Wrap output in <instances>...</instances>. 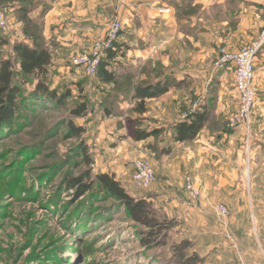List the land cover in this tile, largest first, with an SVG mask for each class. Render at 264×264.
Wrapping results in <instances>:
<instances>
[{"label": "rangeland", "instance_id": "374dc122", "mask_svg": "<svg viewBox=\"0 0 264 264\" xmlns=\"http://www.w3.org/2000/svg\"><path fill=\"white\" fill-rule=\"evenodd\" d=\"M105 1L95 0L89 12L79 4L75 13L68 12L60 17L62 22L59 24H64L66 31L56 23V26L51 25L50 32L45 29L49 27L45 25L43 15L53 0L0 3L8 24L5 30L0 28V36L9 42V45L0 46V57H11L16 61L10 47L15 41L45 46L51 54V64L43 81L48 91L56 95L55 98L35 94L38 82L35 77L18 74L14 78L19 86L16 115L11 126L0 125V264H175L173 246L182 239L194 240L202 232L190 229L181 206L187 202L186 195L189 197L185 177L193 179L192 175L185 174L189 172V165L183 167L180 153L160 156L159 151H151L149 147L151 144L163 146L168 138L163 135L171 132L175 119L186 118L192 110L198 98L191 85L195 78L200 84L197 89L208 78H225L230 93L222 119L228 116L224 122L228 129H232L228 126L229 118L240 106L239 94L234 88L235 74L226 68L214 69L222 49L238 50L222 44L218 38L223 33L221 28L218 29L217 16L221 17L225 11L220 13V7L215 11L210 9L206 25L195 32L190 31V23L180 25V30L193 35L192 39L175 38L168 42L169 45L161 41L152 45L150 38H144V34L150 33L149 26H141L139 16L130 14L135 12L130 7L133 1L126 0L127 5L123 0ZM172 1L179 5L176 0ZM20 6L30 9L23 21ZM125 8L131 11L125 14ZM176 10L178 19L197 13V9L190 7ZM76 18L84 21L79 24L71 21ZM116 20L121 28L115 40L114 56L106 62V70L113 74L114 80L107 82L100 73L88 75L82 67L73 65L71 58L90 52L94 42L104 38ZM195 25L198 29L199 22L196 21ZM173 67L187 70L175 74L182 84L173 90L176 98L168 95L173 103H162L160 98L146 100L145 114L139 113L137 101L132 97L135 86L165 78ZM255 77L256 74L253 87L257 95L249 135L246 137L235 128L230 137L246 152L239 169L234 167L232 172L239 177L236 180L239 189L222 193L211 202L213 205L224 203L228 207L225 217L218 218L214 206L211 208L207 203L209 216L215 219L219 229L211 227L206 234H212L213 239L204 240V245L199 247L203 251H214L215 257L209 262H215L213 264H248L241 255L238 256L240 251L235 249L234 238H237L239 226L243 227L242 234L255 236V216L251 212H240L241 206L237 205L240 201L235 200L237 195L247 202L250 199L245 172L247 175L250 167L247 157L249 160L254 146H260L256 153L259 157L254 158H258L256 165L258 162L262 164L260 155H264V87L257 88ZM212 88L215 89V85ZM66 92L70 96L60 103L59 96ZM208 98L207 102L200 101V105L205 103L213 107L212 95ZM80 104H85L86 110L80 116L74 115L72 110ZM160 105H165L166 111L159 117ZM72 121L82 126L84 132L70 138L67 123ZM160 127H163L161 134L146 141H135L130 136L132 129ZM82 146L86 147L92 160L88 166ZM138 158L148 160L154 172V181L148 189H139L132 181L133 161ZM224 160L221 158L218 162L219 170L221 166L225 167ZM262 167H254L257 169L255 173L262 174L254 180L264 234V165ZM103 171L113 173L115 180L121 182L132 198L150 201L160 221L164 219L165 224L171 222L175 225L167 233L164 246L144 244L141 238L147 229L130 221L125 207L115 199L103 196L97 187L83 196L73 197L74 190L68 188L66 179L81 177L82 183H88L96 173ZM194 185L200 190L195 179ZM244 204L246 201L242 207ZM193 218L197 219V216ZM196 245L193 244V251ZM255 251L259 254L257 264H264V242L256 244ZM206 263L205 258L203 264Z\"/></svg>", "mask_w": 264, "mask_h": 264}, {"label": "crops", "instance_id": "0c3cea01", "mask_svg": "<svg viewBox=\"0 0 264 264\" xmlns=\"http://www.w3.org/2000/svg\"><path fill=\"white\" fill-rule=\"evenodd\" d=\"M94 1L95 0H53V4L46 10L43 15L45 25L49 27L45 29L50 32L52 30L51 27H53L51 25L56 26V23L59 24L60 22H62V19L60 18L62 15H65L68 12L75 13V11L80 8L79 4L85 6L89 12L90 8L94 6ZM129 1H133L131 2L132 5H130V7L131 9L133 8L135 10L134 13L132 12L130 14H133L137 17L139 16L138 19L140 20L141 26L143 25L144 27L148 25L150 28V33L144 34V38L148 37L150 38L152 45H158L157 42L159 43L161 41L162 43L166 42L168 44L170 40L175 38H194L190 32H183V30H180L179 26H183L185 23H190L189 27L191 32L198 31L199 29L201 30V27H204L208 21V11L210 9L214 8L216 10L219 7L223 8V6L230 4V1L232 0H176V2H179L180 5H186L188 3V5H186L188 8L190 7L197 9L196 14H187L186 18L179 17V19L176 17L177 8L174 2H171V0ZM233 1H236L238 4L237 8L234 11L230 10L227 12V14H224L221 17L217 16V21L219 22L218 29L221 28V32L223 33L219 34L218 38L222 42V44L230 48L239 49L242 46L246 45V43L249 42L257 34V32L260 30V27L264 25V0ZM123 3L127 5V3L129 2L123 0ZM160 9H169L171 13L169 12L170 15H167L166 12L159 11ZM124 11L126 14L131 10L125 8ZM120 12H122V9H120ZM89 19L92 20V17ZM89 19L87 18V20ZM71 21H76L77 24H79L81 23V21H84V19L80 20L76 18V20L72 19ZM196 21L199 22L198 29L195 25ZM48 23L50 26L48 25ZM59 25V28L61 30L66 29L64 28V24L61 23ZM168 45H166V47ZM140 53L142 54V51H140ZM256 59L257 60L254 68V73L256 74L255 82L257 84V88H259L260 90L262 89V87H264V47L261 49V52H259ZM186 71L187 70L185 69L177 70L173 67L172 69L168 70V74L171 76H175L177 72ZM225 82L226 80L224 77H218L217 79L215 78V80L208 78L206 83L204 82L203 84H201L200 89H197L200 84L198 83L196 78L192 81L191 85L193 88V94H198V98L195 99L194 106L192 110H189V113L200 109V107L203 106V104L200 105V101H203L204 99V101L207 102L209 99L208 96L212 95L214 106L211 110L209 120L206 122L205 127L198 133L195 139L191 140L190 142H175L171 135L172 132L166 133L165 136H167L168 138L166 139L165 144L170 145L171 148L169 153H165L162 155L169 157L170 155L172 156L173 154H175V152L178 154L180 153L182 156L183 167H185L187 164L189 165V172H186L185 174L192 175L193 179H195L196 181V184L200 188V196L197 200L191 201L188 195H186L187 202H184L183 204H181V206L183 205L182 208L184 209L183 212L185 220L187 221L189 227L191 226L190 229L193 230V228H195L200 232H204H201L199 236L196 237V239H190V241H193V244H197L195 250L199 252L201 257H203L204 259L206 258L208 262L206 264L215 263H209L211 260H213L212 257H215V254L213 253L214 251H203L204 249L200 248L199 246L201 244L204 245V240L208 241L213 239V237H210L213 236L212 234H206L208 230H211V227L214 229L218 228V223L215 221V219L213 220L211 216H209L207 203L209 204V206L211 204V208H213L215 203L213 205L211 202H213V200L217 198V196H220L222 193L224 194L226 192L229 194L228 191L239 189V182L236 181L237 178L239 180V177H236V174H233L232 172L234 167L237 170L239 169L242 155L246 153L242 149V146L240 144H234V142L230 139L233 134L231 133V131L234 130L228 129L226 127L224 119H226L228 116H225L222 119L224 115L223 111L228 105V93H230L227 86H225ZM214 85L215 89L212 88V86ZM207 92L209 93L207 94ZM175 94L176 91H173V89H171L169 90V92L164 94L166 98L163 95V97L160 96L159 98L163 100L162 103H166V101H172L171 96L168 95H174V99L176 98ZM165 111L166 106L160 105L157 115L160 117L165 114ZM144 114L145 113H143V115ZM212 119H214V121ZM180 120L183 119H175V122ZM210 120H212L213 122L211 123ZM165 144L164 146H166ZM262 145L264 147V144ZM258 147L260 146H254L249 160L247 157V162H250V167H248L247 175L245 172V177L248 180L246 190L249 193L250 199L247 202V200L241 198L240 195H237V198L235 197L236 201H240L239 204H237L239 207L241 206L239 211H247L248 213L251 212L255 216L256 221L254 230L255 236L251 235L250 233L242 234L241 232L243 227L239 226L238 231L236 232L237 238H234L236 247L235 249H239L240 251V253H238V256L241 255L246 262L248 261V264H257L259 254L257 251H255L256 244L264 242V234L262 230L263 223L260 219L261 206H259V199H257V191L255 190L256 188L254 180L262 176V174L255 172H257L258 168H261L262 165H264V155H260V162H262V164L258 162V164L256 165V161L258 158L254 160L255 156L259 157V155L256 154L258 153ZM228 153L232 156H229ZM219 155H221V157ZM221 158L225 159L224 163L226 164L224 167L225 169L223 168V166H221V170H219L218 162H220ZM254 164L256 166H254ZM228 166H230L231 169H228ZM254 167L258 168L256 169ZM188 200L190 201L188 202ZM245 201L246 205L244 204L245 207H242V203ZM193 216H197V219H192ZM262 253V260L264 263V252L262 251Z\"/></svg>", "mask_w": 264, "mask_h": 264}, {"label": "trees", "instance_id": "16d2710c", "mask_svg": "<svg viewBox=\"0 0 264 264\" xmlns=\"http://www.w3.org/2000/svg\"><path fill=\"white\" fill-rule=\"evenodd\" d=\"M9 0H0V3L8 2ZM23 1V0H22ZM231 3L220 8L221 11H225L227 14L230 9L234 10L238 4L236 1H230ZM188 5V3L186 4ZM185 4L175 5L177 9H186ZM186 6V7H185ZM20 13L22 14V21L25 20L29 8L20 6ZM212 8L211 10H213ZM215 10V9H214ZM187 16V14H186ZM186 16H181L186 18ZM179 17V16H178ZM113 43V49L107 50L106 56L101 58L97 73H100L102 79L107 82L114 80L112 73L106 70V62L109 58H112L115 53ZM9 45L7 39L0 36V46ZM11 50L15 55L16 61L12 58L0 57V125L11 126L16 115V102L19 93V86L14 82V78L20 74L23 77L32 76L37 79L35 85V94L49 95L55 97V92L48 91L43 78L48 74V70L51 64V54L45 46H38L34 42L29 44L23 41H15L11 45ZM19 68H17V67ZM18 69V70H17ZM96 73V74H97ZM182 81L177 79L174 75H167V77L159 79L155 82L145 83L144 85L135 86L133 89V99L137 101L136 108L139 113L145 112V101L147 99L159 98V96L169 92V90L179 87ZM69 92L59 96L58 101L60 103L67 97ZM210 102H214L212 99ZM211 107L209 104H205L200 109L189 113L185 119L175 122L171 127L172 138L176 142H190L195 139L198 133L205 127L206 122L209 120L211 113ZM85 104H80L72 110L74 115L80 116L85 111ZM69 137L80 136L84 132L82 126H78L72 122H68ZM163 127L157 129L143 130L141 128L132 129L130 136L135 141H146L156 135L161 134ZM164 137L165 134L163 135ZM166 145V144H165ZM170 145L157 147L152 145L149 147L151 151H159V155L170 152ZM82 153L85 164L88 166L92 163V160L87 153L85 146H82ZM89 173L87 177H89ZM66 183L69 189L74 190L75 198L83 196L86 192H89L94 186L99 189L100 193L107 197L115 199L118 203H121L125 207L127 217L130 221L136 222L144 226L147 231L144 232V236L141 238L142 242L147 246L153 244L154 246H164L167 243V233L175 225L171 222L165 224V220L160 221L156 215V211L152 208L150 201L146 199H135L128 195L124 186L120 181L115 180L113 173L109 171L98 172L95 176L89 179L88 183H82L81 177H73L66 179ZM159 238V239H158ZM193 244L188 239H182L178 244L173 246L172 260L175 264H203L204 259L200 256L199 252L192 250Z\"/></svg>", "mask_w": 264, "mask_h": 264}, {"label": "built area", "instance_id": "2783aa9c", "mask_svg": "<svg viewBox=\"0 0 264 264\" xmlns=\"http://www.w3.org/2000/svg\"><path fill=\"white\" fill-rule=\"evenodd\" d=\"M159 11L170 12L169 9H160ZM7 26L5 15L0 9V28L5 30ZM120 28L118 20L113 22L106 31L104 38L94 42L90 52L72 57L71 63L82 67L88 75H96L99 61L106 56L107 50L113 49V43L119 36ZM263 47L264 25L260 28L257 35L242 48L232 52L222 49L214 64V69L216 70L226 68L232 70L235 74L234 88L237 89L239 94L240 106L237 113L229 118L228 126L232 129L239 128L246 137L249 135L252 108L257 95L256 88L253 87L256 57ZM133 166L132 181L135 186L143 190L148 189L154 181V172L149 161L144 158H138L133 161ZM185 179V189L189 194L190 200L194 201L200 196L199 189L194 185V179L190 178V176H186ZM214 209L218 218L225 217L228 213V207L224 203L214 205Z\"/></svg>", "mask_w": 264, "mask_h": 264}]
</instances>
